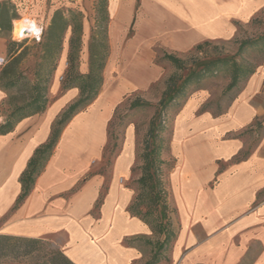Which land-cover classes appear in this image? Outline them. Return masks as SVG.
<instances>
[{"label":"crops","instance_id":"obj_1","mask_svg":"<svg viewBox=\"0 0 264 264\" xmlns=\"http://www.w3.org/2000/svg\"><path fill=\"white\" fill-rule=\"evenodd\" d=\"M114 1L121 9L128 5L125 18L131 23L135 0H109V12ZM139 3L138 26L130 41L138 37L140 45L131 54L134 64L146 74L123 79L126 50L122 43H112L100 92L63 127L43 171L16 208L21 173L34 149L47 141L54 121L79 97L78 88L62 90L55 78L45 109L0 133L1 234L52 237L74 264H145L148 260L142 246L126 242L131 238L153 240L150 226L129 211L136 196L127 185L136 160L133 125L125 130L109 176L96 169L108 142L107 127L115 107L125 92L145 86L155 76L151 65L155 44L181 52L205 40L228 38L235 32V22L251 19L264 0ZM110 16L111 37L112 24L120 22L121 15ZM5 53L6 44L0 38L3 60ZM143 53L146 59L141 58ZM65 66L64 56L59 73ZM80 70L85 73L86 62ZM205 97L204 93L190 97L174 120L170 147L175 162L168 180L177 229L169 246V261L158 264H264V135L245 158L232 161L239 151H247L244 131L255 129V121L264 127V61L222 114L204 111L195 120L194 113ZM5 98L0 87V109ZM4 119L0 111V125ZM199 145L206 150L204 160L188 156L190 147ZM102 192V201L96 206Z\"/></svg>","mask_w":264,"mask_h":264},{"label":"rangeland","instance_id":"obj_2","mask_svg":"<svg viewBox=\"0 0 264 264\" xmlns=\"http://www.w3.org/2000/svg\"><path fill=\"white\" fill-rule=\"evenodd\" d=\"M0 1H8L10 3H13L17 13L16 19H20L23 17L34 19L41 28L39 36H26L24 38H16L12 32V20L11 29L6 32L7 38L0 37L4 39L5 44H7V41L14 43L13 45H11L10 52L6 49L4 62L0 65V69L4 67L14 55L20 53L15 68V74L13 76H4L1 81V83H4V85H7V83L13 79L15 81L14 86L6 87L7 89L4 90L6 93V98L4 104L1 106L0 111L3 112L4 116L6 117L10 113V111L18 105H23L22 109L24 111H28L29 109L33 108L32 106H26L24 104L29 100V98H31L34 93L33 85L40 83L42 85V88L40 89V87H38V89L44 92L49 101L48 93L53 80L55 78H59L60 83H62V81L64 80L65 73L67 70V54L69 52L71 25L63 34L61 41V50L56 56V58H47L45 38L47 34V27L50 23V19L53 15V12L56 9H59L63 12L65 16L68 17V19H70L69 11H75L81 14L80 43L75 61V72L86 74L89 70L90 46L92 45V43H97V41H99V39L101 38L100 31L102 25L99 23L100 15L98 13L100 12L99 10H102V8L98 4L99 0ZM124 1L126 2L127 0ZM108 2L109 0H107V3ZM139 4V0H135L134 12L132 15L133 19L131 23L128 24L126 22V15L128 12V9L126 7L128 5H125V9H121V7L116 6V2L114 1L112 2L110 12L107 6V12L109 16L107 26L109 53L111 45H120L121 43L123 44L121 48H124L126 50V52L124 53L125 55L123 56L125 59H122V67L124 69L123 79L125 80L135 79L138 75L146 74L144 70H141L138 65L134 64V55L131 54V49L136 46L139 47L140 45L138 37L136 40H132V42L130 41L138 26L137 19L139 14ZM110 15H112L113 18L118 15H121V20H118L120 22H117L115 26L114 24H112L111 37L109 36V23L111 24ZM234 26L235 32L231 36L222 39L205 40L201 42L204 44L202 48L198 50L194 49L195 46H192L181 52L169 51L160 44H155L153 46V52L151 55V65L155 66L153 74L155 76L152 77V79H150L145 86L130 89L121 96L119 103L115 107L113 117L108 123V142L106 143L103 149L101 163L96 168L99 172H101L105 176H109L113 159L121 149L125 130L127 126L133 125L135 128L134 134L136 160L135 164L132 167V178L127 183V185L132 187L135 190L136 194L139 192V187L136 183V177H138V175L140 174L139 165L141 164V160L139 158V153L142 150V141L145 137L146 130L148 129L149 121L156 110L157 102L165 87V80L173 72L184 74L187 72V69L191 66V64H196L198 62H204L225 56H232L239 63L252 67H257L259 64L263 63L264 55L258 49L249 48L242 55H236V51L238 48V44L242 39L256 38L264 34V6L251 19L246 22H235ZM120 37H122L121 41ZM163 52L172 53L182 59H185L186 68L181 71L176 70L175 67L168 60L162 58ZM146 55V53H143V55H141V58L146 59ZM64 56L66 66L64 70L59 73ZM82 62H86L87 64V70L85 71V73H82L80 70V65ZM229 75L230 72L228 68L225 66H221L216 73H214L212 76H208L207 78H205L201 82L200 87L194 90L186 98L185 101L181 99L176 104H172L166 111L165 115L162 116V119L165 121L164 124L166 129L163 132V136L165 138L164 147H168L162 152V158L165 161V163L163 164V173L169 193L168 202L171 208L169 211V215L172 222L171 228L174 231L177 229V218L175 214V209L173 208L170 200V189L168 180L171 166H173L175 162V155L172 153L170 147V138L174 129V120L176 119L182 106L190 97L202 93H204L206 97L200 104L199 109L202 104L207 102H210L207 109L208 112H210L212 115H214L213 113H216V111H218V109L220 108L225 109V107L229 104V102L237 92L236 90H232L226 93L225 95H222L223 89L229 81ZM102 76L104 79V69L102 72ZM242 85L243 83L241 82L239 84V87H241ZM135 97L149 101L150 105L145 107L131 108L129 106L130 102ZM199 109H197L194 113L193 118L195 120L200 118ZM158 120V118L154 120L155 124L158 123ZM246 133V147L247 151L249 152V150L256 144V142L260 140V138L264 135V127L262 125L256 126L255 129H251ZM191 154L195 158L198 157V159L200 160L206 159V150L203 148V145H199L197 148L194 149L190 147V153L188 152V156H191ZM144 209L145 208L142 207V210ZM159 210L160 206H157L155 208L154 213H158ZM151 238L154 241L158 238V236L153 234ZM43 239L47 241V244L43 245V250L38 255H34L31 257H23L14 260H4L0 262V264H44V254L48 255L51 251L59 249V247L56 245L52 237H46ZM133 244H136L140 247L142 246V248H144L148 254V259L151 257L153 247L149 243L143 242V238H136L133 241ZM169 249L170 248H168L162 254V260L160 262L169 261Z\"/></svg>","mask_w":264,"mask_h":264},{"label":"trees","instance_id":"obj_3","mask_svg":"<svg viewBox=\"0 0 264 264\" xmlns=\"http://www.w3.org/2000/svg\"><path fill=\"white\" fill-rule=\"evenodd\" d=\"M98 4L102 8L98 13L100 15L99 23L102 25L100 31L101 38L97 43H92L90 46L89 70L86 74L75 72V61L80 43L81 14L79 12L69 11L70 19H68L61 10L56 9L50 19L45 38V45L47 48L46 56L49 59H55L60 52L63 34L71 25L69 52L67 54V70L64 80L61 83V87L62 90L71 87L78 88L79 97L69 104L54 121L47 141L34 149L32 156L28 160L25 169L19 177L21 190L15 200L13 208H16L30 193L36 177L43 171L47 160L53 153L63 127L77 112L83 110L95 99L102 87V72L109 53L107 35L109 16L107 12V0H99ZM16 18L17 13L13 3L0 1V37L7 38L6 32L11 29V21ZM13 44L14 43L7 41L6 49L9 52L11 51V45ZM203 44L204 43H199L195 45L194 49L198 50L202 48ZM249 48L258 49L264 55V34L256 38L242 39L238 44L236 55H242ZM19 56L20 53L14 55L11 60L0 69V87L3 90L7 89L6 87L14 86L15 84L14 79L9 81L7 85H4L1 81L4 76H13L15 74V68ZM162 58L168 60L176 70L181 71L186 68L185 59L172 53L163 52ZM221 66L227 67L230 72L229 81L223 89L222 95H225L232 90L237 91L231 101L243 86L239 87V84L241 82L244 84L256 68L241 64L232 56H225L191 64L187 69V72L184 74L173 72L165 80V87L157 102L156 110L149 121L148 129L146 130L145 137L142 141V150L139 153V158L141 160V164L139 165L140 174L136 179L139 192L129 206L130 213L147 223L153 234L158 236L154 241L150 239L145 240L146 243H149L153 247L151 257L145 262V264H157L160 262L162 260V254L169 248L170 243L175 236V231L171 228L172 222L169 215L171 208L168 202L169 193L163 173V164L165 161L162 158V152L168 147H164L165 138L163 132L166 129L164 124L165 121L162 119V116L165 115L166 111L172 104H176L181 99L185 101L194 90L200 87L201 82L205 78L212 76ZM41 86L40 83L33 85L34 93L31 98L24 103L26 106H32L33 108L24 111L22 109L23 105H18L12 109L5 117L3 124L0 125V133L10 131L22 118L40 113L45 109L48 99L44 92L38 89V87L41 89ZM209 104L210 102L202 104L199 112L208 111L207 107ZM148 105H150L149 101L135 97L131 100L129 106L135 108ZM225 109L220 108L213 114L215 116L220 115ZM157 118L159 120L158 123L155 124L154 120ZM254 125L261 126V122L255 121ZM249 130L251 129H246L244 132ZM247 155L248 151H239L232 157V161H239ZM172 167L173 166H171V168ZM103 194L104 192L100 194L96 206L101 203ZM157 206H160V210L158 213H154ZM142 207L145 209L142 210ZM135 239L136 238L127 239L126 242L132 244ZM46 244L47 241L43 238L0 233V262L4 260L31 257L34 255L36 256L43 250V245ZM44 256V264H74L60 249L53 250L50 254H44Z\"/></svg>","mask_w":264,"mask_h":264},{"label":"bare ground","instance_id":"obj_4","mask_svg":"<svg viewBox=\"0 0 264 264\" xmlns=\"http://www.w3.org/2000/svg\"><path fill=\"white\" fill-rule=\"evenodd\" d=\"M12 32L16 38L36 37L40 35L41 28L34 19L23 17L13 20Z\"/></svg>","mask_w":264,"mask_h":264},{"label":"built area","instance_id":"obj_5","mask_svg":"<svg viewBox=\"0 0 264 264\" xmlns=\"http://www.w3.org/2000/svg\"><path fill=\"white\" fill-rule=\"evenodd\" d=\"M23 38H24V37H23ZM3 61H4V60H3L2 58H0V64H2V63H3Z\"/></svg>","mask_w":264,"mask_h":264}]
</instances>
